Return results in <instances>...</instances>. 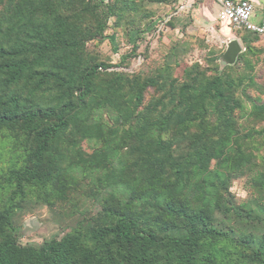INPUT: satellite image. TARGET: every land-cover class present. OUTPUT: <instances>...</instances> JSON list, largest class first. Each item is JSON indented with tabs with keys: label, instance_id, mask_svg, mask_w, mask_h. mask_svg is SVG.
<instances>
[{
	"label": "trees",
	"instance_id": "trees-1",
	"mask_svg": "<svg viewBox=\"0 0 264 264\" xmlns=\"http://www.w3.org/2000/svg\"><path fill=\"white\" fill-rule=\"evenodd\" d=\"M81 1L17 0L0 14V136L23 155L1 186L10 192L0 209V264H264V206L256 212L229 198L230 181L248 172L252 192L264 195V156L257 164L244 148L250 131L233 130L231 85L220 75L182 83L144 111L146 89H163L156 76L104 78L110 66L82 57L88 42L105 39L117 0ZM87 17L90 32L79 25ZM242 32L236 64L261 40ZM211 110L219 115L209 125ZM255 112L262 118L264 103H253ZM170 132L189 141L180 160ZM90 140L99 148L86 154L81 143ZM80 185L91 189L93 217L37 248L18 244L11 221L19 202L65 203ZM231 218L246 226L222 227Z\"/></svg>",
	"mask_w": 264,
	"mask_h": 264
},
{
	"label": "rangeland",
	"instance_id": "rangeland-1",
	"mask_svg": "<svg viewBox=\"0 0 264 264\" xmlns=\"http://www.w3.org/2000/svg\"><path fill=\"white\" fill-rule=\"evenodd\" d=\"M16 1L11 0L5 8L0 6V14L9 6L14 7ZM88 1L90 0L81 2L87 4ZM164 1L166 0H117V7L121 9L116 16L108 20L104 31L105 39L101 42H88L82 54L83 59L110 66L106 71H100L102 76L106 72H122L137 76L141 80L156 76L155 80L163 89H146L143 94L144 111L148 107L152 109L157 100L171 87L182 83L198 84L220 75L225 84L231 85L232 100L238 104L230 114L233 130L241 134L250 131L252 137L246 139L244 148H248L251 154L257 156L255 162L259 164L258 158L264 156V116L255 118L257 113H251V106L253 103H264V40L258 39L251 45L253 53L244 61H239L233 66H224L220 58L225 50L226 38H217L204 28L190 26L188 21L174 22L171 27L164 28L168 14ZM61 12L68 20L72 19L74 11L65 9ZM79 25L86 32L95 28L94 21L89 17L84 18ZM215 28L219 35L224 25L218 24ZM231 30L235 39L241 43L239 38L243 36V32L233 28ZM112 39L114 45L109 42ZM106 76L104 78H107ZM169 108L170 106L166 105L165 111ZM104 115L102 113L100 116ZM218 115L216 110L208 112L205 117L208 124L214 123ZM217 132H220V128ZM166 140H178L171 148L174 160H180L190 151L189 141L179 140L172 132L166 135ZM81 147L86 154L99 148L92 140L82 142ZM22 156L21 148L7 134L0 136V209L7 206L10 192L6 188L1 189V186L4 185L11 168L21 167ZM257 169L260 167L253 168L254 171ZM252 175L254 172H248L232 179L228 192L234 205H243L246 209L257 212L259 205L264 206V195L259 197L258 192H252ZM90 191L87 186L80 185L70 194L67 202L53 206H47L36 199L19 202L11 221L18 244L37 248L44 241L61 238L74 228L77 222L93 217L94 207L88 194ZM221 219V216H216L217 221ZM221 224L225 229L233 228L236 231L237 227L246 226L242 222L236 224L232 218L223 220ZM257 227L259 231L264 230L261 224H257Z\"/></svg>",
	"mask_w": 264,
	"mask_h": 264
},
{
	"label": "crops",
	"instance_id": "crops-1",
	"mask_svg": "<svg viewBox=\"0 0 264 264\" xmlns=\"http://www.w3.org/2000/svg\"><path fill=\"white\" fill-rule=\"evenodd\" d=\"M231 1H244V0H231ZM253 5L252 22L261 25L264 23V0H248ZM167 9V17L164 21V28L168 24L188 21L190 26L201 27L206 29L211 35H215L217 38L220 36L226 38V42L231 39H235L232 35L231 27L221 23L217 19V13L219 12V6L212 0H168L164 6ZM224 25L219 35L215 28L216 25ZM237 40V39H236ZM264 40V39H261ZM225 42V44H226ZM240 43V41L238 40ZM243 48L242 44L240 43Z\"/></svg>",
	"mask_w": 264,
	"mask_h": 264
},
{
	"label": "built area",
	"instance_id": "built-area-1",
	"mask_svg": "<svg viewBox=\"0 0 264 264\" xmlns=\"http://www.w3.org/2000/svg\"><path fill=\"white\" fill-rule=\"evenodd\" d=\"M219 6L217 19L234 30H243L264 39V23L257 25L252 22L254 12L250 1L212 0Z\"/></svg>",
	"mask_w": 264,
	"mask_h": 264
},
{
	"label": "water",
	"instance_id": "water-1",
	"mask_svg": "<svg viewBox=\"0 0 264 264\" xmlns=\"http://www.w3.org/2000/svg\"><path fill=\"white\" fill-rule=\"evenodd\" d=\"M243 49L236 39L228 40L225 44V50L220 58V62L224 66H233Z\"/></svg>",
	"mask_w": 264,
	"mask_h": 264
}]
</instances>
